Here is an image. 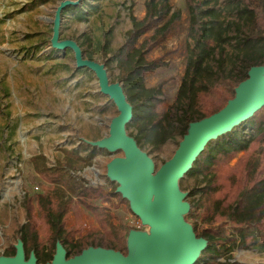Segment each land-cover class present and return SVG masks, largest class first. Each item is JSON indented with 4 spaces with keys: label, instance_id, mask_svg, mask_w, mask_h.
Returning <instances> with one entry per match:
<instances>
[{
    "label": "rangeland",
    "instance_id": "rangeland-1",
    "mask_svg": "<svg viewBox=\"0 0 264 264\" xmlns=\"http://www.w3.org/2000/svg\"><path fill=\"white\" fill-rule=\"evenodd\" d=\"M150 0H0V257L12 254L20 239V230L26 223L25 198L33 201L43 188L50 187L35 169L31 159L44 157L48 168L63 161L64 150L73 151V169L69 175L80 186L102 189L106 195L117 187L107 176V165L114 159L124 158L122 150L99 149L92 143L109 137L110 124L119 112L114 102L99 90L96 75L87 68H77L71 49L58 50L51 46L53 21L59 6V41L75 42L84 59L102 65L111 84L125 85L124 75L118 66L117 56L132 29L131 17L142 20L146 3ZM158 9L167 1L171 7L169 16L179 12L180 19L170 29L165 41L150 50L144 57L142 67L155 61L159 66L143 76V87L154 89L155 99L161 101L158 113L166 114L161 131L171 132L182 123L196 122L183 98L178 104L177 94L184 75L186 61L193 49L188 38L189 11L186 0H153ZM195 0L193 5L205 10ZM210 4L219 12L218 19L228 23L229 41L224 45L222 60L216 52L207 64L213 71H221L232 81L242 80L252 66H261L262 58L250 60L248 55L236 48L237 41L247 39L251 25L239 21L236 13L225 10L228 0ZM243 2H241V5ZM168 16V18H169ZM164 23V21L162 22ZM159 24L158 26H161ZM153 30L142 35L138 44ZM258 45L264 44V33ZM199 87L200 84H195ZM135 97L132 104H147L139 87L132 88ZM126 96V95H125ZM147 129L149 126L147 125ZM245 138L255 134L248 126L243 128ZM128 137L135 140L141 152L152 161L154 171L169 161L179 147L182 137L176 135L163 144L147 141L138 134L137 128H125ZM238 156L231 164H234ZM204 186L202 176L185 174L177 183L184 195L183 202H196L191 193ZM112 215V222L121 228L127 238L130 231L151 233L135 216L129 203L95 201ZM34 207L36 204L33 202ZM81 225L74 246H63L66 259H71L89 248L112 249L115 244L98 230V224L90 211L78 207ZM187 223L196 218L183 215ZM71 215L66 227L75 224ZM234 227L227 225V230ZM45 244L49 245L48 241ZM116 251V250H115ZM55 252V250H54ZM126 252L123 251V254ZM240 264H264V252L255 249H235L231 254Z\"/></svg>",
    "mask_w": 264,
    "mask_h": 264
},
{
    "label": "trees",
    "instance_id": "trees-1",
    "mask_svg": "<svg viewBox=\"0 0 264 264\" xmlns=\"http://www.w3.org/2000/svg\"><path fill=\"white\" fill-rule=\"evenodd\" d=\"M186 1L190 16L188 38L194 47L186 61L177 99L178 104L183 98L187 99L188 108L196 117L194 121H200L224 108L247 75L234 82L225 73L214 72L207 64L216 52L221 62L224 45L230 39L228 23L218 19L220 11L209 8L212 2L216 4L218 1H202L205 10L193 5L195 0ZM167 3L165 1L164 7L158 9L157 3L150 0L146 3L142 20L131 17L132 29L127 32V41L117 56L118 66L124 75L122 88L127 101H134L132 88L140 86L147 102L131 105L132 120L126 128L134 126L140 137L156 144H163L176 135L183 138L189 124L182 123L171 132L161 131L167 115L157 112L161 101L153 96L156 91L142 85L145 73L159 66L155 61L143 68V57L165 41L171 27L180 19L179 12L169 16L171 7ZM225 10L235 12L239 21L251 25L250 36L237 41L236 48L244 51L250 60L261 57L264 61V44L258 45L264 33V0H228ZM151 30L152 34L138 44V39ZM197 83L199 87H196ZM246 126L255 131L248 138L242 133ZM135 141L139 139L135 138ZM63 152V161L56 167L48 168L41 156L31 159L50 187L43 188L35 201L31 197L25 198L26 223L20 230L25 259L33 252L37 264H46L51 262L58 241L62 246H74L79 234L78 226L81 225L79 206L90 211L98 224V230H91V233L102 231L115 244L113 249L126 252L122 229L114 225L107 209L94 204L95 201H109L110 197L119 203L126 200L115 192L116 187L106 195L102 189L86 188L76 183L67 169L74 168L71 156L78 157L73 151ZM238 156L237 161L231 164ZM190 173H196L204 180V186L191 193L198 194V199L190 203L188 215L196 218L200 214L192 227L196 237L205 239L207 243L194 264H240L231 255L235 249L264 252V107L232 131L209 141L186 174ZM71 215L75 216V224L67 228ZM228 224L234 227L231 231L227 230ZM45 241L49 242L48 247ZM14 255L15 249L7 257Z\"/></svg>",
    "mask_w": 264,
    "mask_h": 264
},
{
    "label": "water",
    "instance_id": "water-1",
    "mask_svg": "<svg viewBox=\"0 0 264 264\" xmlns=\"http://www.w3.org/2000/svg\"><path fill=\"white\" fill-rule=\"evenodd\" d=\"M66 4H61L56 11L51 46L58 50L71 49L76 67L92 71L100 92L117 107L119 114L111 121L109 137L92 144L110 152L123 151L124 158L114 159L107 165V176L116 182L115 192L129 203L132 213L150 227L151 233L130 231L125 254L89 247L71 259H66L65 249L58 241L51 262L46 264H194L207 243L196 237L192 225L185 221L183 215L189 213L190 204L183 202L184 195L179 192L177 183L209 141L232 131L264 107V61L261 66L249 69L247 78L238 84L234 98L224 108L188 124L173 157L155 172L152 161L125 133L126 125L132 120V107L122 86L109 82L102 65L84 59L75 42L58 40L60 12ZM14 249L15 255L0 257V264H37L33 252L25 259L20 239Z\"/></svg>",
    "mask_w": 264,
    "mask_h": 264
}]
</instances>
